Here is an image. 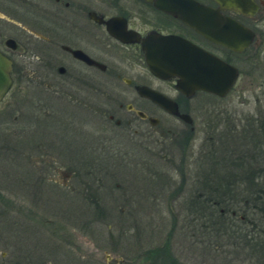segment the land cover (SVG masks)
<instances>
[{"label": "flooded vegetation", "instance_id": "obj_1", "mask_svg": "<svg viewBox=\"0 0 264 264\" xmlns=\"http://www.w3.org/2000/svg\"><path fill=\"white\" fill-rule=\"evenodd\" d=\"M185 42L235 68L236 78L224 96L202 89L186 95L176 88V77L153 74L180 73ZM0 54L10 62L11 85L0 99V128L6 136L27 132L15 131V125L37 124L31 106L27 110L22 102L36 93L35 87L53 92V174L61 175L53 177V204L126 203L128 187L136 194H151L155 156L174 165V171L193 164L198 168L201 134L215 129L203 113L235 89L240 75L245 88L263 85L257 74L264 73V0H0ZM217 72L232 73L223 68ZM13 83V99L4 101ZM138 87L169 98L187 117L169 113L140 95ZM193 98L206 102L196 105ZM207 102L211 104L203 108ZM257 110L243 119L251 122L241 128L232 123L230 130L236 135L248 131L264 114V102ZM160 113L169 120L158 117ZM135 122L145 127H134ZM22 135L0 145L2 174L27 173L29 166L36 168L32 157L39 161L46 152L35 137ZM14 145L17 149H10ZM128 170L134 173L132 182L123 177ZM143 178L146 186L140 183ZM42 179L37 175L36 184ZM2 188L8 191L7 185ZM112 189L121 193L105 192ZM183 190L181 186L180 196ZM5 196L0 198L2 212L10 207ZM140 242H132L131 256L112 263L186 264L181 252L174 251L177 245L144 247ZM185 242L189 248L200 244L199 239L183 238L180 246ZM86 246L81 258L89 264L93 255Z\"/></svg>", "mask_w": 264, "mask_h": 264}, {"label": "rangeland", "instance_id": "obj_2", "mask_svg": "<svg viewBox=\"0 0 264 264\" xmlns=\"http://www.w3.org/2000/svg\"><path fill=\"white\" fill-rule=\"evenodd\" d=\"M257 75H261L259 76L262 78L263 85L261 87L250 85L245 88L241 83L242 75H240L235 89L225 98L216 101L212 111L203 113L209 114L207 118L211 120L209 123L215 125V129L208 130L207 134L204 130V133L201 134L202 141L199 151L201 154L217 149L218 152L225 150L226 154L232 152L233 155L244 152L242 155L246 156L247 150H243L241 142L237 141L235 137L236 132H229V128L232 127V123L237 124L239 128L242 127V123H248L244 122V118L254 117L258 111L257 108L264 102V73ZM46 80L48 81V79ZM14 87L15 83L4 101L13 99L12 95L14 94H11V91H14ZM35 88L33 91L36 93H32V96L27 100L22 99V102L25 103L23 105L25 108L31 106L32 118H36L37 121L41 120V123L38 126L33 123L15 125V131L27 132L24 135H22L23 132L17 133L13 137L6 136L5 132H2V127L0 128V145L4 144V141L7 144L10 138L13 141V138H18L21 135L23 138L28 134L26 137H35L40 143V149L46 151L41 152L39 161L32 157L36 168L28 165L27 173H15L10 170H5L6 173L3 172V174L0 172V198L4 199L5 194L13 207V209L8 207L6 212H2L0 204V264H34V262L40 264H85L81 258L83 254L81 247L85 245H87L86 248L88 247L89 252L87 253L90 256L93 255V263L89 264H105V262L110 264L112 261L115 262L118 257L131 256L132 242L136 239H139L140 245L144 247L160 245L171 226L174 227L173 233L171 232L172 238L170 237L173 244L175 238L179 237L177 230L181 222L179 221L180 217L176 214H180L179 204L182 198H176L177 190H175L180 179L178 178L179 174L174 172L171 167L168 168L165 160L160 157L155 156L153 162L150 163L154 171L152 177L150 176L151 184L149 183L152 187L151 194H136L128 187L124 193L128 195L129 201L126 203L122 201L121 204L114 201L102 205L103 214L101 215L105 214L103 221L99 223L95 221L90 228L81 222L88 217L83 213L84 209L81 205L60 202L53 204V191L50 183H53V177L61 179L60 174H53V92L48 88H42V86ZM196 99H192L196 105L206 102L202 98L195 101ZM207 103L203 108L211 104ZM27 110L26 112H28ZM27 116L29 114L25 115V117ZM159 116L165 117L161 113ZM165 119L169 120L168 117ZM134 127L143 129L145 126L140 122H135ZM154 130L157 131L155 128ZM231 133L236 147H233L229 141V138L232 137ZM10 149L17 148L15 146ZM142 158L144 159L146 156L143 154ZM24 164L26 163L24 162ZM190 170L193 172L192 166L189 167ZM29 173L33 174L31 179H27ZM133 174L132 170H128L123 174V177L126 181L132 182ZM37 175H41L43 178L38 184L35 180ZM162 178L163 180L170 178V185L163 183L159 186L158 181ZM27 180L31 181L32 185H27ZM140 183L144 186L147 185L145 178ZM5 185L9 192L3 190L2 187ZM105 192L109 195L121 193L114 189ZM169 194L171 196H168ZM174 218H176L175 221ZM49 221L53 222V232L56 235H53V242L49 236L52 226L46 223ZM76 224L77 226L74 227L73 225ZM39 238H42L41 249L37 243ZM148 239H152L151 244L146 243ZM114 240L117 248H114ZM50 243H53V250ZM177 244L179 242L174 245ZM200 246V244H195L194 248H189L188 242H186L183 246L177 245V249L174 251L181 252L182 261L186 264H219L212 261V258L206 255ZM46 249L48 253L41 252Z\"/></svg>", "mask_w": 264, "mask_h": 264}, {"label": "trees", "instance_id": "obj_3", "mask_svg": "<svg viewBox=\"0 0 264 264\" xmlns=\"http://www.w3.org/2000/svg\"><path fill=\"white\" fill-rule=\"evenodd\" d=\"M40 123L41 120L36 126ZM229 132H232L230 128ZM235 137L241 142L243 150H247L246 156L242 155L244 152L233 155L232 152L226 154L225 150H211L201 155L198 168L194 169L192 165L193 172L188 168L174 171V165L165 161L168 168L179 174L180 182L175 190L176 198H182L180 214H176L181 221L177 230L180 239L175 238L173 244L179 242L177 245H181L183 238L199 239L201 250L216 263L264 264V114L259 116L256 123L249 125L248 131L240 130ZM229 139L236 147L233 136ZM163 183L169 186L170 178L159 179V186ZM50 185L53 191V183ZM181 186L188 190H183L182 196ZM188 197L190 199L187 201ZM81 206L83 213L88 215L81 221L86 227H92L95 221H103L105 214L101 215L102 205L91 203ZM46 223L53 226L52 221ZM173 230L171 226L161 246L172 245L170 237ZM53 235L56 236L54 232ZM49 236L52 238V229ZM41 240L39 238L37 242L40 249ZM50 245L52 248V243ZM41 252L48 253L47 249Z\"/></svg>", "mask_w": 264, "mask_h": 264}, {"label": "water", "instance_id": "obj_4", "mask_svg": "<svg viewBox=\"0 0 264 264\" xmlns=\"http://www.w3.org/2000/svg\"><path fill=\"white\" fill-rule=\"evenodd\" d=\"M141 43L145 48L144 41H141ZM185 52V60L183 63L180 62V73L153 74L157 77L165 79L173 76L176 77V88L181 93L186 95L192 94V92L195 90L202 89L211 92L219 97L224 96L236 78L237 73L235 72V68L227 67L219 61L210 58L204 52L200 51L197 47L189 44L188 42H185ZM145 61L147 62V60ZM174 62L175 65H177L178 61ZM9 68V60L2 54H0V99L7 92L11 85V78L10 74L8 73ZM222 68L224 70L227 69V71H230L232 73L217 72ZM206 69L209 72H205ZM137 91L140 95L149 98L151 101L155 102L169 113L175 114L182 119H185L187 117V115L185 114H179L176 104L164 95L146 87H138Z\"/></svg>", "mask_w": 264, "mask_h": 264}]
</instances>
